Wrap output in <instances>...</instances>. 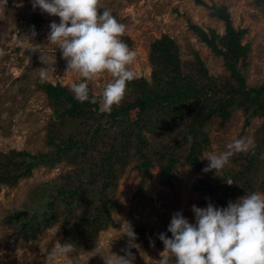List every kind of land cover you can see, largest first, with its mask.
<instances>
[{"label":"trees","instance_id":"trees-1","mask_svg":"<svg viewBox=\"0 0 264 264\" xmlns=\"http://www.w3.org/2000/svg\"><path fill=\"white\" fill-rule=\"evenodd\" d=\"M254 1L264 14V0ZM195 2L209 8L224 24V35L194 24L189 28L223 59L228 76H210L197 52L195 62L184 65L177 42L163 35L151 45L152 83L136 78L129 82L122 101L110 113L98 110L100 96H95V104L81 103L69 87L44 83L37 88L53 111L46 134L50 150L0 154V184L13 187L40 166L52 170L66 163L73 168L58 181L41 184L31 206L7 216L17 238L31 241L57 228L59 243H72L76 254L89 252L95 248L99 233L113 226L116 192L129 167L140 177V191L153 169L158 170L162 186L174 188L181 166L202 167L201 158L210 146L206 130L210 119L217 116L224 125L239 109L244 112L245 126L255 118L263 120L255 147L232 156L230 165L216 175L206 173L196 190L204 197V206L210 200L220 207L248 191L264 192V159L260 158L264 153V83L247 85V31L234 28L227 7ZM228 178L232 185L224 183ZM164 232L171 236L167 227ZM135 234L134 243L163 249L152 230L142 227Z\"/></svg>","mask_w":264,"mask_h":264},{"label":"rangeland","instance_id":"rangeland-1","mask_svg":"<svg viewBox=\"0 0 264 264\" xmlns=\"http://www.w3.org/2000/svg\"><path fill=\"white\" fill-rule=\"evenodd\" d=\"M202 1L208 7H227L234 28L247 31L244 39V44L250 45L248 67L244 71L247 85L254 87L264 83V14L255 1ZM99 8L109 9L119 22L126 25L121 39L126 44L129 41L127 45L136 52L131 65L136 79L152 83L151 45L163 35L177 42L184 65L194 63L197 52L210 76L229 75L223 59L201 43L189 28V24H194L204 30L213 29L219 35L225 34L224 24L211 15L209 8L198 5L195 0H99ZM52 20L59 22L58 17L34 10L30 0H7L6 5H0V154L5 155L12 150L33 154L50 150L46 146V134L53 111L47 97L37 89L44 84L38 76L39 68L45 66L40 59L42 53L49 65V79L45 83L70 88L72 83L81 79L77 73L66 72V61L61 58L59 49L47 44L48 26ZM33 28L36 32L34 37L31 35ZM111 79L104 73L89 81L94 96H100ZM131 118L135 119L136 114L132 113ZM245 119L241 109L233 112L230 121L224 125L221 118L213 116L206 128L210 146L201 158L202 167L181 166L176 173L178 179L174 188L162 186L158 170L153 169L144 190L140 191V177L132 166L129 167L116 192L118 205L113 214V226L99 233L95 248L89 252H72L55 264H105L102 254L124 255L121 249L127 247L128 238L123 236L127 224L134 232L144 227L157 235L164 232L172 214L177 211L191 222V206L205 207L204 197L196 190L206 177L202 172L208 164L206 159L202 160L204 156L219 154L227 143L241 136L251 138L256 145V133L263 120L255 118L245 126ZM72 168L66 163L52 170L40 166L33 170L31 177L21 179L13 187L0 184V264H45L46 255L59 241L57 228L34 240L24 241L17 238L7 216L31 206L41 184L58 181ZM123 225L124 231H121ZM135 245L129 249L132 264H158L159 253L163 249L154 245Z\"/></svg>","mask_w":264,"mask_h":264},{"label":"clouds","instance_id":"clouds-1","mask_svg":"<svg viewBox=\"0 0 264 264\" xmlns=\"http://www.w3.org/2000/svg\"><path fill=\"white\" fill-rule=\"evenodd\" d=\"M32 8L39 9L59 22L49 23L47 44L59 49L66 61V72H74L81 78L70 85V92L78 102L97 103L90 96L89 81L107 73L111 82L107 83L99 97L98 110L110 113L113 106L122 101L126 87L135 79L131 65L136 52L121 39L126 25L119 22L109 9L100 10L99 0H30ZM7 0H0L6 5ZM34 37V28L31 31ZM39 80L49 79V65L42 53ZM191 143V136L188 138ZM251 138L239 137L225 145L219 154L208 153L204 159L208 164L203 173L217 172L230 165L234 154L247 153L254 148ZM264 159V153L260 156ZM189 167V166H186ZM228 185L231 178L224 181ZM193 220L190 222L181 211L172 214L167 225V233L157 234L163 244L158 264H264V192L248 191L247 195L229 200L220 207L210 200L205 207L191 206ZM124 231V225L121 229ZM123 236L128 238L127 247L121 249L124 255L102 254L105 264H132L131 247H135L136 234L127 224ZM73 251V244L56 242L46 255L45 264H55Z\"/></svg>","mask_w":264,"mask_h":264}]
</instances>
